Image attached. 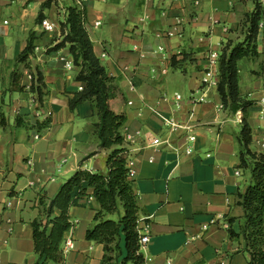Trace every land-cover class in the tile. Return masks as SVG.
Returning a JSON list of instances; mask_svg holds the SVG:
<instances>
[{"label":"crops","instance_id":"0c3cea01","mask_svg":"<svg viewBox=\"0 0 264 264\" xmlns=\"http://www.w3.org/2000/svg\"><path fill=\"white\" fill-rule=\"evenodd\" d=\"M14 3L11 19L3 18L4 7ZM258 3L264 21V0ZM73 6L85 10L94 54L114 79L117 93L110 109L126 117L120 133L127 167L134 172L130 180L139 218L150 224L143 257L151 258L150 264H247L244 240H232L228 230L240 232L244 210L238 194L252 185L250 171L239 167L244 117L251 129L250 150L264 155L253 143L264 130L257 106L264 98V26L256 36L258 57L238 62L240 96L252 103L245 114L225 108L217 88L222 48L244 40L254 0H0V114L5 120L0 125V264H35L32 224L40 217L41 196L54 198L79 168L108 172L110 151L101 149L92 134L98 121L94 105L83 102L70 109L79 91L78 69L68 48L52 50L63 40L59 23ZM40 11L58 26L55 33L43 31ZM176 18L183 20L179 33L156 38ZM30 38L34 52L26 63H16ZM15 73L22 74L23 92L12 86ZM38 73L46 93L40 108L31 92ZM206 77L217 85L207 86ZM176 93L183 98L180 109L173 106ZM151 109L184 123L188 132L170 134ZM47 118V129L32 127ZM186 134L195 136L191 156L183 155ZM81 203L69 211L73 226L61 249L67 239L74 248L63 252V264H101L103 246L85 237L99 204L92 196Z\"/></svg>","mask_w":264,"mask_h":264},{"label":"trees","instance_id":"16d2710c","mask_svg":"<svg viewBox=\"0 0 264 264\" xmlns=\"http://www.w3.org/2000/svg\"><path fill=\"white\" fill-rule=\"evenodd\" d=\"M254 3L255 9L246 17L244 24V40L237 44L228 42L219 57L217 89L222 105L231 113L242 111L245 114L252 105L251 102L243 101L240 96L238 62L244 58L254 60L258 57L256 36L262 20V8L258 0H254ZM45 6L46 4L41 6L42 10ZM43 19L40 11L37 21L41 23ZM85 22L86 13L83 8H67L66 17L60 24L63 40L52 50L68 48L73 64L78 69L76 81L80 83L82 90L70 99V109L74 110L83 102L94 105L98 121L91 128L92 134L98 138L101 149L110 151L106 160L108 172L93 173L79 168L61 186L54 198L40 197V217L32 224L34 251L37 256L35 264L65 262L61 245L66 232L73 226L69 211L72 207L81 206V200L88 196L97 201L99 210L94 216V225L87 230L85 237L87 241L103 246L101 264H144L139 245L137 196L133 182L128 178L127 150L120 133L126 117L123 114L117 115L110 109L109 102L116 97L117 88L114 79L107 75L105 67L94 54ZM34 48L33 38H30L16 63H26ZM172 62L175 64V58ZM21 75H13L12 86L18 92L24 91V87L19 85ZM44 87L41 74L38 73L31 86V92L38 101L37 108L43 105L46 94ZM49 124L50 119L47 118L32 127L42 131ZM0 125L5 126L1 114ZM238 141L241 148L239 167L250 171L252 185L243 194H238V205L244 210L240 232H234L231 227L228 232L232 240H244L245 251L250 256L247 264H264V155L250 150L251 129L245 117ZM228 222L232 224L233 220Z\"/></svg>","mask_w":264,"mask_h":264},{"label":"built area","instance_id":"2783aa9c","mask_svg":"<svg viewBox=\"0 0 264 264\" xmlns=\"http://www.w3.org/2000/svg\"><path fill=\"white\" fill-rule=\"evenodd\" d=\"M4 24H8V22H4ZM183 24V20L181 18H176V24L168 29L158 31L156 33V38L158 39H170L175 37L179 33V28ZM41 28L43 29L44 32L46 33H55L57 30V25L49 21L48 19H43L40 23ZM100 25V23H97L96 26ZM264 26V21H260L258 28H262ZM163 48L159 47L158 52H162ZM66 68L71 69L72 68V63L67 62L66 63ZM203 83L207 84V86H216L217 82L215 79H210L208 77L203 79ZM82 90V86H79V91ZM263 90H264V85H263ZM182 95L180 94H174L173 96V106L175 109H180L181 103H182ZM206 99V95L202 97L201 101H204ZM33 104H36L38 106V101L36 96L33 97ZM131 103H129L130 105ZM258 106V117L260 120H264V98L258 100L257 102ZM151 111L155 114H157L162 122L163 126L169 131L170 134H175L179 131H186L188 132L189 127H187L184 123L178 121L175 118L167 117L164 116L163 114L157 112L155 109H151ZM238 115L240 116V112H238ZM38 138V136L36 137ZM184 144H183V155L185 156H191L193 154V149L191 148V143L195 141V136L194 135H189L186 134L185 139H184ZM168 141H165L167 143ZM253 143L255 144L256 148L260 152H264V130L261 132V134L258 135L257 138H253ZM168 146H171L170 143H168ZM176 151L179 153V150L176 149ZM181 153V151H180ZM236 176L241 175V170L236 171ZM134 177V172L129 171L128 173V178L131 179ZM207 227H203V231H205ZM138 232H139V245H140V250L144 249L146 245L150 242V224L148 223L147 219H138ZM74 248V243L71 239H67L64 242V251L63 252H68L73 250ZM152 261L151 258H144V264H150ZM165 264H171L170 260H167Z\"/></svg>","mask_w":264,"mask_h":264},{"label":"rangeland","instance_id":"374dc122","mask_svg":"<svg viewBox=\"0 0 264 264\" xmlns=\"http://www.w3.org/2000/svg\"><path fill=\"white\" fill-rule=\"evenodd\" d=\"M8 1V3H10L11 4V0H7ZM16 6H17V4L16 3H14V4H12V5H7V6H5L4 7V9H3V12H2V17L3 18H8V19H11V12L16 8ZM64 21V20H63ZM63 21H61V22H63ZM61 22L59 23V27H58V29H59V32H60V24H61ZM58 38V37H57ZM173 72H171V74H172ZM181 95V94H180ZM122 248H123V246H122ZM124 250V249H123Z\"/></svg>","mask_w":264,"mask_h":264}]
</instances>
